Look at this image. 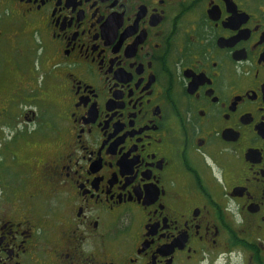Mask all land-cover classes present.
Listing matches in <instances>:
<instances>
[{
    "label": "flooded vegetation",
    "instance_id": "1",
    "mask_svg": "<svg viewBox=\"0 0 264 264\" xmlns=\"http://www.w3.org/2000/svg\"><path fill=\"white\" fill-rule=\"evenodd\" d=\"M0 264H264V0H0Z\"/></svg>",
    "mask_w": 264,
    "mask_h": 264
}]
</instances>
